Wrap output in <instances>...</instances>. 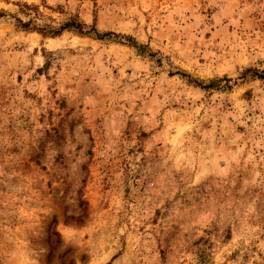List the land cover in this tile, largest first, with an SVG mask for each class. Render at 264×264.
<instances>
[{
	"label": "rangeland",
	"instance_id": "1",
	"mask_svg": "<svg viewBox=\"0 0 264 264\" xmlns=\"http://www.w3.org/2000/svg\"><path fill=\"white\" fill-rule=\"evenodd\" d=\"M262 69L264 0H0V264H264Z\"/></svg>",
	"mask_w": 264,
	"mask_h": 264
},
{
	"label": "trees",
	"instance_id": "2",
	"mask_svg": "<svg viewBox=\"0 0 264 264\" xmlns=\"http://www.w3.org/2000/svg\"><path fill=\"white\" fill-rule=\"evenodd\" d=\"M21 24H22L21 26H23V27L26 26V24H23V23H21ZM65 26H66V25H65ZM70 26H73V25L71 24ZM74 27L76 28L77 32L82 33V31H81L80 28H79V24H78V23H76ZM61 29H62V26L60 27L59 30L51 31V32H49L48 34H50V35H52V36H53V35H56V34H58V32H59ZM248 70H249V69H246L245 72H247ZM253 76H256V77H258V78H264V69H262V70H260V71H254ZM81 203H82V201L79 200L77 206H81Z\"/></svg>",
	"mask_w": 264,
	"mask_h": 264
}]
</instances>
